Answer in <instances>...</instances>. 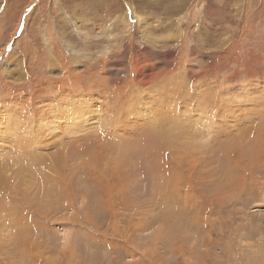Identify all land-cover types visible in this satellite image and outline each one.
Instances as JSON below:
<instances>
[{"label": "rangeland", "instance_id": "obj_1", "mask_svg": "<svg viewBox=\"0 0 264 264\" xmlns=\"http://www.w3.org/2000/svg\"><path fill=\"white\" fill-rule=\"evenodd\" d=\"M0 124V264H264V0H0Z\"/></svg>", "mask_w": 264, "mask_h": 264}, {"label": "bare ground", "instance_id": "obj_2", "mask_svg": "<svg viewBox=\"0 0 264 264\" xmlns=\"http://www.w3.org/2000/svg\"><path fill=\"white\" fill-rule=\"evenodd\" d=\"M105 55V54H104ZM55 67V66H54ZM56 69V68H55ZM58 69H60V68H58ZM9 72V71H8ZM5 76H6V74H5ZM70 78V77H69ZM73 82V81H72ZM89 87V86H88ZM77 93V92H76ZM75 93V94H76ZM79 93V92H78ZM78 96V95H77ZM64 97V96H63ZM79 97H80V95H79ZM62 98V97H61ZM65 98V97H64ZM82 98V97H81ZM78 100H79V98H78ZM72 103H74V100H73V102H70V104L72 105V106H70L69 107V110L68 109H66V111L68 112V117L69 116H71V118H77V117H81V115H83V113L81 112V110H83V109H85V106L84 105H79V104H76L75 105V103L74 104H72ZM89 108V107H88ZM91 108V107H90ZM44 110H47V108H43ZM42 109V110H43ZM51 110L52 111H54V113L52 114L53 116H55L56 117V115H58V110H57V106H56V104L55 105H53V108H51ZM41 113H43V111L41 112ZM45 113H47V112H45L44 111V113L43 114H45ZM74 115V117H72ZM82 119V118H81ZM70 121H71V119H70ZM69 123H71V122H69ZM11 125H12V122H9V123H7V124H5V125H3V127H4V130H5V132H7V133H9V132H11L12 133V129H10L11 128ZM0 127H2V124H0ZM10 134V133H9ZM3 137H5V135H2V136H0V138L2 139Z\"/></svg>", "mask_w": 264, "mask_h": 264}]
</instances>
